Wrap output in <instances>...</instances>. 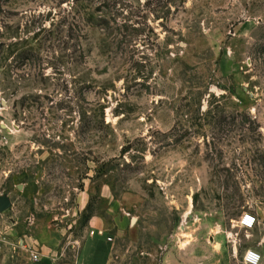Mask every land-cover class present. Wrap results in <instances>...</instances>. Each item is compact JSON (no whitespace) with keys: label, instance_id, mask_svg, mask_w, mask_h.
I'll return each mask as SVG.
<instances>
[{"label":"rangeland","instance_id":"obj_1","mask_svg":"<svg viewBox=\"0 0 264 264\" xmlns=\"http://www.w3.org/2000/svg\"><path fill=\"white\" fill-rule=\"evenodd\" d=\"M0 195V264L44 233L77 264L94 217L162 264L264 213V0H0Z\"/></svg>","mask_w":264,"mask_h":264},{"label":"crops","instance_id":"obj_2","mask_svg":"<svg viewBox=\"0 0 264 264\" xmlns=\"http://www.w3.org/2000/svg\"><path fill=\"white\" fill-rule=\"evenodd\" d=\"M252 215L258 222L252 230L237 228L235 222L228 226L222 216L215 217L214 230L211 233L193 232V241L188 244L191 247L188 248L186 257L167 255L162 264H235L238 259H243L248 250L259 252L263 258L261 264H264V213L256 212ZM87 229V236L77 255V264H111L115 253V242L103 222L94 217L89 221ZM234 229L238 230L233 231ZM239 231L243 235L237 238L238 241H229V234H238ZM41 238L47 243L35 264H54L53 262L56 261L51 257V253L56 251L58 242L46 233ZM194 240L196 243H192Z\"/></svg>","mask_w":264,"mask_h":264},{"label":"built area","instance_id":"obj_3","mask_svg":"<svg viewBox=\"0 0 264 264\" xmlns=\"http://www.w3.org/2000/svg\"><path fill=\"white\" fill-rule=\"evenodd\" d=\"M257 218L253 216L251 213H244L238 221H235L234 225L237 228L245 229V230H252L257 225ZM229 241L237 242V236L234 233H230L228 236ZM112 241V239H110ZM34 259H39L38 255H34ZM262 255L254 250H248L242 259L243 264H261L262 262Z\"/></svg>","mask_w":264,"mask_h":264},{"label":"water","instance_id":"obj_4","mask_svg":"<svg viewBox=\"0 0 264 264\" xmlns=\"http://www.w3.org/2000/svg\"><path fill=\"white\" fill-rule=\"evenodd\" d=\"M13 206V202L8 195H0V213H5Z\"/></svg>","mask_w":264,"mask_h":264}]
</instances>
